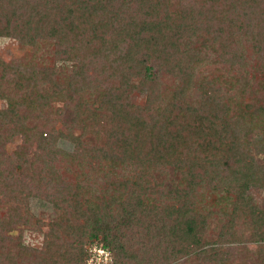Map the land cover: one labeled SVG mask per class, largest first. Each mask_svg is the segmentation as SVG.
I'll use <instances>...</instances> for the list:
<instances>
[{"label": "trees", "instance_id": "1", "mask_svg": "<svg viewBox=\"0 0 264 264\" xmlns=\"http://www.w3.org/2000/svg\"><path fill=\"white\" fill-rule=\"evenodd\" d=\"M7 37V264H264V0H0Z\"/></svg>", "mask_w": 264, "mask_h": 264}, {"label": "rangeland", "instance_id": "2", "mask_svg": "<svg viewBox=\"0 0 264 264\" xmlns=\"http://www.w3.org/2000/svg\"><path fill=\"white\" fill-rule=\"evenodd\" d=\"M24 49L19 48L16 40H14L13 38H0V58L5 60V61H9L11 59H20L23 55ZM259 92H264V87H260ZM246 93L248 94V89L244 86L242 89V95H246ZM135 100L137 102H143L144 101V96L141 94H136L135 96ZM262 97H264V93H262ZM258 99L261 102H264V98H260L258 97ZM54 105H60L61 103L59 102H54ZM5 106V101L0 99V107H4ZM32 115L34 116V120L32 121V123H35V121H37V115L35 113H32ZM37 119V120H36ZM58 124V123H57ZM249 136L252 135L251 133H246ZM21 138L19 136H14L13 140L11 142H8L5 145V151L9 152L11 150H13L18 143H20ZM60 146H62L65 149L71 150L72 149V144H68L67 142H63L61 141ZM4 150V148H3ZM256 155V159L261 162L262 159H264V154H255ZM5 173H6V167L5 166H1L0 165V190H2L3 185H4V181H5ZM162 175H158V177H161ZM249 196H250V200L253 203L256 204H263L264 203V189H260V188H251L249 191ZM28 210L29 212L35 216V217H41L44 221H47L48 218L50 217L51 213H52V209L51 206L48 205L46 202H42L37 200L35 197H31L28 200ZM47 226H44V229H46ZM6 232L4 230H1L0 228V264H7L8 260H9V256L11 255V252L13 250V247L11 246H6L3 240V233ZM25 237L27 239L30 240H34V242L39 243L41 240V234L40 233H29L26 232L25 233ZM93 244L95 245H102V242H100L99 240H93L92 242L86 244V249L87 251H89V248L93 246ZM239 247L237 245H232V246H228V251L229 254L231 256H235L239 253ZM40 255L41 254H37V258H36V263L39 264L40 263ZM110 257L112 260V264H114L113 259H112V255L110 253ZM88 259V255L87 258L84 262V264H86V261ZM56 264V263H55ZM172 264H187L185 261L181 260Z\"/></svg>", "mask_w": 264, "mask_h": 264}, {"label": "built area", "instance_id": "3", "mask_svg": "<svg viewBox=\"0 0 264 264\" xmlns=\"http://www.w3.org/2000/svg\"><path fill=\"white\" fill-rule=\"evenodd\" d=\"M86 264H112L110 252L102 245L93 244L89 248V257Z\"/></svg>", "mask_w": 264, "mask_h": 264}]
</instances>
